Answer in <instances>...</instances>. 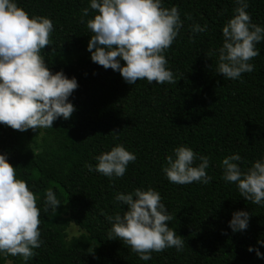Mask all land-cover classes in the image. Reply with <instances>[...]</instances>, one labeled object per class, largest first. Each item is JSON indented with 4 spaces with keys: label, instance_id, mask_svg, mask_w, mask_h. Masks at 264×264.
<instances>
[{
    "label": "trees",
    "instance_id": "trees-1",
    "mask_svg": "<svg viewBox=\"0 0 264 264\" xmlns=\"http://www.w3.org/2000/svg\"><path fill=\"white\" fill-rule=\"evenodd\" d=\"M248 3L251 21L264 26V0ZM17 4L30 16L53 21L50 44L40 54L53 73L62 70L75 77L78 88L69 97L75 108L71 117L58 118L52 128L21 132L0 124V154H7L16 177L36 196L42 240L27 261L8 255L0 256V264H264L255 251H248L253 247L264 254V245L258 244L264 240V204L243 198L235 183L223 179L221 167L222 159L233 153L242 157L237 162L242 170L264 157V41L256 44L259 55L250 61L252 72L236 80L216 72L222 28L233 16L234 0H163L165 7L177 6L183 20L163 53L175 82L142 79L135 85L92 62L87 45L93 33L87 21L96 12L90 0ZM195 23L207 24V31L194 33ZM118 144L136 156L122 177L88 170L85 165L95 166V156ZM180 145L210 158L209 183L167 179L162 171L166 157ZM138 187L160 193L172 216L169 226L183 238L181 250L153 251L145 261L119 237L109 239L106 217L123 215L127 207L115 201V194ZM49 190L61 205L45 212ZM241 210L249 213L248 227L233 232L229 221ZM70 222L83 234L69 240Z\"/></svg>",
    "mask_w": 264,
    "mask_h": 264
},
{
    "label": "clouds",
    "instance_id": "clouds-1",
    "mask_svg": "<svg viewBox=\"0 0 264 264\" xmlns=\"http://www.w3.org/2000/svg\"><path fill=\"white\" fill-rule=\"evenodd\" d=\"M234 2L237 6L233 16L222 28L223 43L217 50L216 68L217 74L231 80L254 70L250 61L259 55L256 44L264 41V26L251 21L248 0ZM90 8L96 12L87 21L93 33L87 45L92 62L118 71L130 85L142 79L157 84L175 82L163 53L183 27L177 6L165 7L163 0H90ZM82 12L87 16L89 9ZM207 27L195 23L191 30L206 32ZM53 30L50 18L30 16L17 0H0V124L21 132L52 128L55 120H67L74 112L69 97L78 88L77 79L69 78L62 70L53 73L40 54L50 44ZM121 61L125 63L122 65ZM94 159L95 166L85 165L88 170L112 178L122 177L136 156L118 144ZM209 159L180 145L166 157L162 171L172 183L207 184L212 179L206 173ZM240 161L239 153L222 159L223 179L235 183L246 200L264 204V157L246 170L241 169L237 163ZM114 199L127 207L123 215L106 217L111 224L109 239L119 237L145 261L151 259L153 251L173 246L181 250L183 238L169 226L172 216L158 191L138 187L126 194L117 193ZM59 205L55 192L47 191L44 211H56ZM39 217L33 191L26 181L16 177V168L8 162L7 154H0V256L19 255L27 261L42 243ZM249 219L248 212L236 211L229 227L233 232L246 230ZM258 244L264 245V240ZM248 251H255L258 258L264 259L258 248L249 247Z\"/></svg>",
    "mask_w": 264,
    "mask_h": 264
},
{
    "label": "rangeland",
    "instance_id": "rangeland-1",
    "mask_svg": "<svg viewBox=\"0 0 264 264\" xmlns=\"http://www.w3.org/2000/svg\"><path fill=\"white\" fill-rule=\"evenodd\" d=\"M64 217H67L66 213H64ZM82 234H83V231L79 227L72 225V224L69 226V228L67 230V236H68L69 240L74 238V237L81 236ZM69 237H71V238H69Z\"/></svg>",
    "mask_w": 264,
    "mask_h": 264
}]
</instances>
